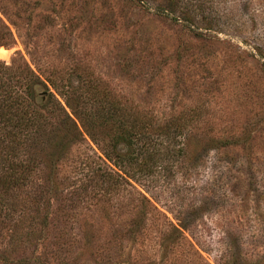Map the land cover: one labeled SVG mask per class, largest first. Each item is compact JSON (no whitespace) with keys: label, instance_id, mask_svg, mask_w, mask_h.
<instances>
[{"label":"rangeland","instance_id":"rangeland-1","mask_svg":"<svg viewBox=\"0 0 264 264\" xmlns=\"http://www.w3.org/2000/svg\"><path fill=\"white\" fill-rule=\"evenodd\" d=\"M0 62L97 126L19 153L0 264H264V0H0ZM127 113L123 181L102 153Z\"/></svg>","mask_w":264,"mask_h":264},{"label":"trees","instance_id":"trees-1","mask_svg":"<svg viewBox=\"0 0 264 264\" xmlns=\"http://www.w3.org/2000/svg\"><path fill=\"white\" fill-rule=\"evenodd\" d=\"M163 14L170 17L174 22H184L181 16L176 11H162ZM189 24L184 23L185 28H189ZM28 78V83L21 84L19 77L11 75V67H7L0 62V141L6 142L8 150L4 156H0V210H3L5 201L9 199V194L13 191L25 189L28 185V178L32 170V162L30 159L20 161V152L26 150V146L35 141L45 142L50 149L51 141L54 146H59L57 154L65 155L72 141L81 137L84 133L96 142L97 135L95 127L92 123V118L88 120L84 111L71 101L65 94L61 93L53 81L48 78L44 80L49 84L52 90L58 94L64 101L66 107L70 110L67 112L60 101L54 98L40 78V74L33 69L27 67L25 72ZM112 110L107 112L108 116H117V111L113 114ZM128 123L125 120L118 121V133L111 135L113 145L109 149L106 147L103 151V156L106 161L112 164L116 169L118 178L129 179L132 176L125 168L126 156L123 152L119 153L117 148L119 145L128 147L131 141L142 139L146 136V129L143 126L141 119L132 113H127ZM59 123V124H56ZM81 129V130H80ZM145 129V130H144ZM54 139V140H52ZM68 145L62 143V140H68ZM103 143V142H102ZM109 144V141H108ZM108 150V152H105ZM51 155L49 162L51 167L54 166L52 161L54 154ZM28 158V152L26 153ZM112 156L113 157L112 159ZM62 157L55 156L59 159ZM114 158L119 163H114ZM105 176V192L108 194V181L112 178L111 170H107ZM7 209L4 208V210ZM7 211L4 216H7Z\"/></svg>","mask_w":264,"mask_h":264}]
</instances>
